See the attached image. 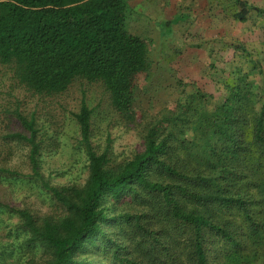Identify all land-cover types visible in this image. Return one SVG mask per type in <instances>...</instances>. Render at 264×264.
Returning a JSON list of instances; mask_svg holds the SVG:
<instances>
[{"label":"trees","instance_id":"trees-1","mask_svg":"<svg viewBox=\"0 0 264 264\" xmlns=\"http://www.w3.org/2000/svg\"><path fill=\"white\" fill-rule=\"evenodd\" d=\"M235 4L233 16L247 23L253 7ZM131 6L141 7L0 0V66L13 85L43 98L79 79L99 83L122 122L142 130L118 161L110 138L94 142L84 97L72 115L85 177L53 183L43 158L58 144L38 112L19 100L0 105V190L29 183L48 204L0 195V213L16 219L0 264L6 255L20 264H264V41L224 35L222 61H210L221 57L214 48L207 54L204 89L173 74L172 62L159 66L148 40L127 29Z\"/></svg>","mask_w":264,"mask_h":264},{"label":"rangeland","instance_id":"rangeland-1","mask_svg":"<svg viewBox=\"0 0 264 264\" xmlns=\"http://www.w3.org/2000/svg\"><path fill=\"white\" fill-rule=\"evenodd\" d=\"M131 1L136 6L140 4L141 7L132 9L131 6L132 10L128 15L127 29L133 34L148 40L155 59L160 61L159 66L172 62V66H176L172 72L173 74L199 80L204 89L211 88L212 79L206 73L208 69L206 68L207 53L209 55L213 48L215 53L220 52L221 57L217 55L212 58L213 60H210L214 63V66H217V63L222 61L223 56H225V52H222L223 40L215 38L209 42V45H206L207 38L201 39L200 36L188 39V37L197 36V33L183 31V28L191 26L190 21L193 22L194 16L191 13L186 14V17L177 19L172 24L153 23L152 17L137 16L134 13L138 9L142 10L147 0ZM194 2L197 1L190 0L189 3L194 4ZM209 3L211 5L207 11L209 17L218 18L214 21L208 20L209 25L212 23V28L216 26L214 29L211 28L216 37L224 34L240 41H264V20L259 22L256 13L250 16L247 23H241L236 16H233L234 9L229 7L232 3H235L234 0H209ZM235 9L236 12L239 10L236 7ZM223 12L227 15L226 19L221 16ZM176 27H181V30H178L175 34L173 30ZM203 27L205 28V26ZM244 28H248L249 32L245 31ZM203 44L205 45L200 50L199 47ZM253 47H257V44H254ZM261 58H264V53ZM174 60L175 62H173ZM84 97H86L88 105L95 110L93 115L94 142L104 146L110 138L115 158L118 161L130 156L140 145L141 127L126 126L122 122V119L112 111L109 94L101 84H90L79 79L74 82L66 93L42 98L32 96L24 89L13 85L8 70L0 66V105L9 102L10 105L14 106L16 101L19 100L23 111L36 110L42 124L50 131L49 137L53 136L57 141L58 145L52 147L51 152L46 153L43 158L44 172L53 183L79 182L85 177L86 159L78 144L77 126L72 115L73 112L79 110ZM0 195L8 201L22 199L23 205H32L41 210H46L48 207V204L46 205L42 201L39 190L29 183L22 182L18 187H5L0 190ZM10 221L11 224H8ZM15 221L16 219H9L7 214L0 215V240L10 244L6 240H8L10 230L14 229ZM15 240L19 243L23 242L22 239ZM5 258L3 264H20L19 257H16V255H6Z\"/></svg>","mask_w":264,"mask_h":264},{"label":"crops","instance_id":"crops-1","mask_svg":"<svg viewBox=\"0 0 264 264\" xmlns=\"http://www.w3.org/2000/svg\"><path fill=\"white\" fill-rule=\"evenodd\" d=\"M196 1L197 2H194V4H190L189 3L190 0H150V3L148 5L144 4V7L146 8V16L152 17L153 23L172 24L173 22H176L177 19L186 17V14L191 13L194 16L193 22L190 21L191 26L187 28H183V31L186 33L189 31L193 32L194 34L197 33V36H191L188 37V39L197 38L201 36L200 37L201 39L207 38L208 41L206 45H209V41L215 38H219L223 40L224 34H222L219 37H216L211 31L212 23L209 25L208 20L214 21L215 19L218 18L213 19L208 15L207 11L211 7L209 0H196ZM246 1L249 3L250 6L253 7L254 9L252 11L253 13H257V14H259L260 12L264 13L263 11L264 0H246ZM229 7L234 9L233 14H235L236 13L235 7L237 8V5L235 3H232ZM221 16L224 19L227 18V15L224 12L223 15ZM224 19L222 20V22L224 21ZM200 24L205 26V28ZM215 27L216 26H214L212 29H214ZM178 30H181V27H176L173 31L176 34ZM204 45L205 44L201 45L199 49L201 50L204 47Z\"/></svg>","mask_w":264,"mask_h":264}]
</instances>
